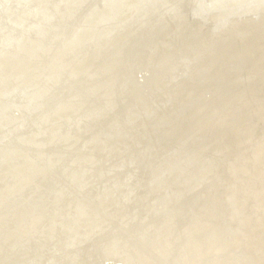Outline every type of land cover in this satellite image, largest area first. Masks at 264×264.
Masks as SVG:
<instances>
[{
  "label": "rangeland",
  "instance_id": "1",
  "mask_svg": "<svg viewBox=\"0 0 264 264\" xmlns=\"http://www.w3.org/2000/svg\"><path fill=\"white\" fill-rule=\"evenodd\" d=\"M97 1L95 2L96 4L99 3L96 8L98 13L92 14L89 12L85 15L84 20H87L90 17L93 18L94 16L96 17L94 27L100 28L92 33L91 36L87 34V38L94 37L100 32L109 33L120 31L114 36H108V39H102V42L107 41V43L102 46L101 49L89 53H86V51H72L67 54L68 57L58 58V47L63 49L62 45L80 44L86 41V39L77 40L76 36H74L73 39L62 43H60L57 39L55 45L52 46L50 50H43L40 47L38 49L31 48V54H27L25 47L22 50H18V45L12 43V45L15 44L16 46V48L11 47L13 49L12 51L17 52L18 55H15V58L11 55H3L0 59L1 61H5L4 69L10 78L8 82L0 79V92L2 90L6 92L5 90L10 87L12 88L13 85V88H15L14 78L18 75V73L23 72L21 71L22 68H26L27 71L25 72L23 80H26V85H29L27 84L28 82H32V84H34L29 85L31 87H28V90L33 89L39 93L42 91L43 93H47V96L40 102V106L43 107L42 114L44 115V118L47 117V124L45 127L38 126L41 123L40 120L42 118L37 117L42 116V114H39L38 110L35 111V113L28 112L29 110L27 109L24 110V103L21 101L22 98L16 97L17 93L14 95H8L9 98H12V100L10 99V102L3 105V107L8 106L9 109L7 112L3 111L6 113L5 117V114L1 115L2 121L4 120L6 127L4 128L5 130H0V144L7 135H11L15 132L13 134L15 137L13 140V146H0V197H4L2 200H4L5 203H8L4 212L3 210L0 212V264H152L153 262L154 264H157L156 259L153 257L152 250L145 251L140 248V251H136L139 257L131 259L130 256H127V252H123V254H121L115 248L125 246L129 252L137 250V247L135 246L139 244H136L135 242V238L138 236L137 225L141 224L142 221L147 220L145 221V229H148L147 232H151L153 239L159 240L160 253L163 256H166V253H168L166 249H170L171 253L174 252L176 254L175 256H178L179 252L177 253V251L180 247H183V244L179 245L180 241H182L180 240V237H183V233L188 230V226L194 227L193 225H196L194 227V231L197 233L204 231L211 232L219 225V223L224 226V219L227 221L228 214L225 209V199H222L223 202L221 201L222 205H220V220H218V215L207 216L205 211H203V204L208 200L216 199L215 194L220 196L219 194H221V192H223V195L227 192V196L231 195V193H235L232 196L234 198L235 209L238 211L241 209L240 212H242L245 217H249V221L246 220V224L244 225L247 232L235 231L232 229L233 225H227L229 227L227 230L231 233L233 232L231 235H234L233 237H235V239H222V248H224V246L226 247V253L229 252V250L237 251L238 248H241L244 254L249 255H247L246 260L237 264H264V214L263 216H257L254 213L255 215H253V219L251 221L250 217H252V212L250 211V208L252 205L254 206V202L249 194H245L246 188L249 186V184H247L249 181L259 179V184L264 182V162L251 164V155L247 153L252 147L260 145L261 143L264 144V16L261 17V20H256L252 17V13L253 15H256L255 12L259 15H264V0H258L257 2L246 6L245 3H243L244 1L237 2L236 0V3L232 4L230 0H209V3H212V6H214L215 3H220L219 1L222 3L227 2L220 12L213 10L208 13L209 19L213 17L210 20L209 25L212 28L215 27L211 30L212 35H217L218 32H220L219 35L223 36V32H227V30L230 31V33L225 35L226 37H222L221 39L223 46L220 49L215 50L218 55L211 52L206 53L208 61H205V59H199L195 61V64L194 61L187 58V68L181 69L178 74L176 71L174 74L172 73V76L177 74L175 78H173V81L171 74L167 75L169 73V71H167L168 69H165L159 74L160 76L157 80L150 83L148 82V70L143 67V62L141 61L144 58V63H147V61L152 58L153 52L157 49L159 54L156 57L154 56L153 62L160 63L159 59L161 58V55L165 56L167 52L170 53L171 51L173 52L179 48L184 49L189 45V39L187 38L186 33L189 31L188 26H191V24L195 26L194 20L201 21L200 17L196 18L193 13H191L193 0H170L174 3L175 12H173V15H169L171 13L170 9L167 8V12L165 11L166 13H164L163 6H159L157 8L158 12L156 15L158 16V14H160V16H158L161 19L159 23H162L157 28H155L152 24H156V20H153L150 23L148 22L146 25L147 18L134 17L130 15L131 12L128 10V6L125 3L127 0ZM232 1L234 2L235 0ZM8 2L15 7H23L18 6L19 4H15L16 0ZM85 2H87V0ZM151 3L156 5L157 2L156 0H153ZM88 4L89 3H80L79 7H74L77 8V11H74L73 14L82 16L84 11L82 12L81 10H86L89 6ZM236 6L245 8L235 12L237 14L232 13L231 11L233 8H236ZM139 8L142 9L141 7ZM139 8H133L136 15H145L149 11H141ZM6 9L7 8H4L5 14L9 11L8 10L6 12ZM61 10L66 11L64 12L65 17L67 18L66 20H68V22L71 21L68 19L69 12H67V8ZM2 14H0V17L3 18V23L1 22L0 25V41L5 36V31L12 32L13 34H19V37L22 32L25 33L23 31V26L20 29L16 28L18 30L17 32L13 29L12 31H9L7 26L14 22V18H10L7 15ZM231 14H234L232 17L233 20L230 17L232 16ZM244 14L247 15L245 16ZM103 15L105 16L104 18ZM228 15L230 16L227 19ZM37 17L38 15L36 14L32 15V17L30 16V18L33 19ZM220 18H224V21L221 20L222 23L224 22L223 24L221 23ZM241 18L254 19L256 25L246 29L240 34H236L231 31V25L234 24L235 21L241 20ZM59 19H61V17H57L55 20L50 21V23L44 27L45 32H43L42 36L38 34V30L36 28L31 31L29 36L46 40L44 43L49 44L52 33L54 32V24L57 25L58 23H61L58 22ZM229 19L232 20V23H230L231 21ZM219 23L221 25H219ZM60 25H63V23ZM110 25L112 28H110ZM120 25L121 28H119ZM217 25H219V27H217ZM141 27L146 30L143 31V33L149 34L139 36V31L142 29ZM225 27L228 29L223 31ZM196 28H198V26H196ZM82 29L83 28H78L79 31H82ZM84 33L85 32H83V34ZM255 36L256 39L254 38ZM32 37L30 38L33 41ZM259 37L262 41L258 39ZM30 38L25 40L26 45H30ZM143 42H145V44ZM148 42L150 43V46L148 45ZM93 44L94 43L92 41L88 43L89 46H94ZM143 44L144 46L150 48L141 51V53L144 54V57L140 54V59L142 58L141 61L139 59L135 61L127 59L134 57V55L131 57V53L129 52L132 51L128 52V49H135L136 46H143ZM99 45L101 46V44ZM204 45L205 43L203 38L200 36L199 41L195 44L196 47L200 48V52L198 51L199 54L204 52ZM97 46L98 43H95V47ZM41 47L46 48L47 46ZM237 49L239 50V53L236 52L238 51ZM12 51H6V53H11ZM234 51L237 53V56L235 54L232 57L231 55ZM133 53L136 55L137 51ZM47 54H52V59L54 60H65L66 65L70 66L74 71L73 74H71L70 69H68L69 72L59 73L57 78L58 80L56 79L59 82V85L53 89H50V86H45L42 82L44 77H51L49 67H46L43 72L40 70V66H46L42 61L43 56L48 57ZM186 55L191 56L195 54L188 53ZM230 58H232V60ZM46 59L49 61L48 58ZM220 61L222 63H220ZM237 61H239V63ZM68 62H73V64L70 65ZM232 63H237L239 66L235 67V71H232V73L235 72L236 77H227V79L223 68H228L230 64L232 65ZM197 64L198 66H196ZM147 65L150 67V61ZM238 69L239 71L243 69V71L239 72ZM0 70V73H2L1 75H3L4 70ZM119 73H121V76L123 77L130 73V79L133 83H129V81L119 77ZM181 73H183V75ZM196 74L200 75L197 76ZM37 75H40V77ZM67 81H81L80 83L90 87L91 94L84 93L85 98L73 97V100L69 103L66 100L62 103L57 102L56 105L47 110V103L45 102L47 101V98H49L51 94L52 96L54 94L57 95L61 90L65 91L69 89L71 86L66 85ZM224 81H226V84ZM144 83L145 85L142 86ZM246 84H248V87ZM167 86H169V89H167ZM172 86L175 90L173 88L170 89ZM228 87L230 88V91L234 89L236 94L232 97L217 98V92L225 88L227 90ZM243 87L247 89L245 90ZM135 88H141V97L134 100L132 99V91L135 90ZM10 91L11 89H8V92ZM150 92L153 93L152 96L149 95ZM92 94L97 95L96 100H90V98L93 97L91 96ZM168 94L169 96L167 97ZM18 95L19 94H17V96ZM199 97H202V100H196V102L191 103L190 106H186L191 100ZM220 97H222L221 94ZM256 100L258 102H256ZM144 104L146 105L143 109H141V111L137 112L138 110L134 109V107ZM161 104L163 107H160ZM252 106L253 109L251 108ZM45 107L46 111L44 112ZM238 107H241L240 109L242 111L238 109ZM161 108H163V110ZM119 109H125L124 112H126V114L124 115L132 120L129 121V124L134 126L133 129L136 130L137 128L141 130V128L144 127V130L140 131V133L143 132L141 141L135 142V139L130 137V130L127 132L115 128L117 125L121 124L119 121L115 120L117 118L115 117V114ZM243 111H245L248 116H246ZM185 112H188V114ZM231 112L235 116H233ZM241 112L243 113L241 114ZM155 116H157V118ZM149 119L155 122V128L153 127V129L162 127V130L165 131L167 129L169 134L165 135L166 131L163 133L161 129H157V134L151 135V130L149 128L148 130L147 128L145 129V125L149 123ZM237 119L242 121L236 123V121H238ZM87 120H89V122H86ZM246 120H248V122ZM228 124L234 125V127L229 126ZM0 126L5 125L0 123ZM237 126L241 128H238ZM226 128L229 129L227 130ZM46 132L49 134H46ZM213 132L216 135L213 134ZM195 135L196 138H199L197 139L198 141L195 140L196 142L194 143L192 140H194L195 137L192 136ZM64 136H66L67 139L64 138ZM208 136H211L210 140H208ZM182 137L183 140L179 141ZM220 137H223V140L220 139ZM159 139L160 142L157 145L158 149H151V145ZM177 141L180 143H177ZM189 141H191V143ZM213 142L217 143L213 144ZM134 143H137L136 152L132 149ZM35 144L36 146L39 145L40 148H35ZM191 144L192 149L187 148L190 147ZM229 145L231 148H228L230 147ZM169 146H173L171 149L173 151L170 150V153L174 155L170 161L168 159L166 161L170 165L167 163L166 166L164 162L161 163V170L159 167L158 171L160 175L157 174L154 178V180L158 179L159 186H155V189L149 187V193H147L144 190V184L141 183L140 185L141 180L142 182L145 180V176L143 175L145 170L140 166L141 162L142 160H144L146 164H150V161L157 162L163 158ZM177 146L179 147L177 148ZM195 146L198 147L195 148ZM180 147H183L182 151H180ZM220 147L223 148V150H221ZM203 151L204 153L202 154ZM148 153L150 154L149 159L147 156ZM183 153L184 155L182 156L181 154ZM157 155H159V158H156ZM199 158L202 159L200 160ZM183 160L185 161L183 162ZM202 161L205 164H203ZM196 167L200 168L197 169ZM243 168L246 170L238 171ZM196 172L197 175L195 174ZM192 173L194 175H192ZM191 180L194 181L195 184L194 182H191ZM260 180H262V182H260ZM114 183L120 184V187L111 193L108 188H112ZM27 184H29V188H31L29 191L26 187ZM196 184L199 185L197 186ZM187 186L188 188H186ZM241 187L243 188L241 189ZM259 188L260 187H258V190ZM165 189H167V191ZM34 190L38 191L35 197L38 196L39 193L41 196L45 195L43 201L46 202L48 206L51 205V207H53V205L57 204L55 211L53 212V215H55L53 216L52 214H47L49 210H46L47 212L45 213L32 212L29 213L31 214L30 216L28 214L25 218L20 217L23 219L17 218L19 220L15 219V222L11 221L10 224L6 223L12 213V210L16 209H13V201H15L16 204L19 202L30 201L29 194ZM162 190L167 194V196H165L166 199H163L165 201L168 200L169 203L171 201L173 203H168L166 206L168 208L172 206V209H170L171 207L169 209L174 214H182L190 211L191 217L193 215L191 221L185 220L178 222L177 218L171 217V219L163 221L161 226H158L159 223H156L151 217L152 212L149 213V209L153 203L147 204L144 202L146 201L147 195L152 196L150 200L152 198L159 197V195H163L164 193ZM18 193L21 194L17 196ZM236 193L240 194L242 199H240ZM244 197L249 199L244 201ZM94 205H96V207L93 208ZM174 207H177V210ZM188 208H190V210ZM193 210H195L194 213L191 212ZM21 211L17 210L15 211L16 213H14L20 214ZM44 214L46 216H44ZM147 216H149L150 219ZM116 222L118 223L117 226L120 228H122V225L129 227V229L125 230L127 233H123L121 231L123 228L119 230V228L115 225ZM227 223L231 224L229 221H227ZM134 228L136 231L135 235L137 236L132 234H130L131 236H128V233L133 232L132 230ZM190 231L195 233L193 230ZM108 237H110V239ZM119 245L121 246L119 247ZM105 246L108 248V251L103 254L100 253L99 249H104ZM245 247H247V249H244ZM222 248H220V251L224 250ZM244 251L248 253H245ZM197 255L198 254H195V256ZM223 255L224 254L221 252L220 259L223 258Z\"/></svg>",
  "mask_w": 264,
  "mask_h": 264
},
{
  "label": "bare ground",
  "instance_id": "2",
  "mask_svg": "<svg viewBox=\"0 0 264 264\" xmlns=\"http://www.w3.org/2000/svg\"><path fill=\"white\" fill-rule=\"evenodd\" d=\"M8 1H11V0H5V2H3V3H1L0 2V9L1 8H7L6 9V14H2V13H0V14H2V15H7L8 17H10V18H14V22L13 23H10V25H12V27H14V28H21L22 26H23V28H24V32L25 33H21V35H20V37H19V34H13L12 32H7V31H5L4 33H6V34H4L5 36L3 37V39H1V41H0V59L2 58V56L4 55H11L12 57H14L15 58V55L17 56L18 55V53L17 52H15V51H12L13 49L11 48V47H15L16 48V46H15V44H17L18 45V50H22L24 47L26 48V52H27V54H31V48H33V49H38L39 47L41 48V49H43V50H50V48H52V46H54L55 45V43H56V41H57V39L59 40V42L60 43H62V42H65V41H69L70 39H73L74 38V36H76V39L77 40H85L86 39V41L84 42V43H80V44H70V45H66V46H63L62 44V47H63V49H60V47H58L57 49H59V50H57L58 52V58H65V57H68L67 56V54H69V53H71L72 51H75V52H78V51H86V53H89V52H92V51H97V50H99V49H101V47L102 46H104L106 43H107V41L106 42H102L101 40L102 39H108V36L110 37V36H114V35H116V34H118L120 31H117V32H109V33H106V32H100V33H97L96 34V36H94V37H91V38H87V34H89L90 36L92 35V33H94L96 30H98L100 27H98V28H95L94 27V21H95V18L96 17H94L93 16V18L92 17H90L89 19H87V20H84L85 19V15L86 14H88L89 12L90 13H92V14H97L98 12L96 11V8L98 7V5H99V3H97L96 4V2L95 1H97V0H87V2H85L86 0H16V3L15 4H19L18 6H23L22 8H19V7H15V6H12L11 5V3L10 2H8ZM99 1H102V0H99ZM153 0H127L125 3H126V5L128 6L127 8H128V10L131 12L130 13V15H132V16H134V17H145V18H147V23H146V25L148 24V22L150 23L151 21H153V20H156V24H154V23H152L153 24V26H155V28H157V27H159L160 25H161V23H159L160 21H161V19L158 17V16H160V14H158V16L156 15V13L158 12V10H157V8L158 7H155V5H153L151 2H152ZM211 1V0H210ZM216 1H218V0H216ZM231 2H232V4H234V3H236V0L233 2L232 0H230ZM238 1H244L243 3H245V6L246 5H250V4H252V3H254V2H257L258 0H237V2ZM95 2V3H94ZM98 2V1H97ZM110 2V1H109ZM156 5H158V4H162V6H163V8H168V9H170L171 10V12H175L174 11V3H172L170 0H156ZM193 2V4H192V7H191V11L193 12V15L195 16V17H200L201 18V21H196V20H194L195 21V26L193 25V24H191V26L189 25L188 27H189V31H187L186 33H187V38L189 39V45L186 47V48H184V49H181V48H179V49H177V50H175V51H171L170 53L169 52H167V53H169V54H165V56H163V55H161V58L159 59V62L160 63H156V62H153V58H154V56L156 57V56H158V54H159V52L157 51V49L155 50V52H153V54H152V58H150L148 61H147V63L149 64V61H150V67H149V65H147V63H144V58H143V60H142V58L140 59V54H142V56L144 57V54L143 53H141V51L142 50H147V49H149L150 47H147V46H144V44H145V42H143L144 44H143V46H136V48L135 49H128V52L129 51H132V52H129V53H131V57L134 55V57L133 58H127V59H130V60H137V59H139L141 62H143V67H145L147 70H148V74H149V83L150 82H153V81H155V80H157V78H159V74L162 72V71H164L165 69L167 70V71H169V73L167 74V75H170L171 74V77H172V81H173V78H175V76L179 73V71L181 70V69H186L187 68V64H188V60H186L187 58H190L192 61H194V64H195V61L196 60H203V59H205V61H208L207 60V54L206 53H214V54H216V51L215 50H218V49H220L223 45H222V37H226L225 35H227L228 33H230V31L229 30H227L228 28V24L226 25L227 27H225L224 29H223V31L224 30H227V32L225 31V32H223L222 34H223V36H221V35H219V33L220 32H218V34L217 35H212V32H211V30H213L214 28H212L209 24V22H210V20L213 18H211V19H209L208 18V13L210 12V11H221L222 10V8L224 7V5L227 3V2H225V3H222L221 1H219L220 3H215L214 4V6H212V3H209V0H193L192 1ZM80 3H85V4H87V3H89V6L87 7V9L86 10H81L82 12H83V14H82V16L81 15H79V16H77V15H74L73 13H74V11H77L76 9L77 8H74V7H79L80 6ZM230 3V2H229ZM231 4V3H230ZM262 5H263V3H262ZM262 5H261V7H262ZM10 6V7H9ZM64 6V7H63ZM165 6V7H164ZM231 6V5H230ZM241 6H244V5H241ZM139 7H141L142 9H140ZM226 7V6H225ZM229 7V6H228ZM65 8H67V12H69V20H71V21H69L68 22V20H66L67 18L65 17V15H64V12H66V11H62L61 9H65ZM126 8V9H127ZM133 8H135V9H137V8H139V10H141V11H148V13L147 14H145V15H136L135 13H134V11H133ZM242 8H245V7H237L236 6V8H233V10L231 11L232 13H235V12H237V11H240ZM246 8H248V7H246ZM264 8V7H263ZM262 8V9H263ZM81 12V13H82ZM167 12V11H166ZM216 12V13H217ZM262 12V11H261ZM72 13V14H71ZM160 13V12H159ZM213 13V12H212ZM212 13H210V14H212ZM246 13V12H245ZM256 13V15L257 16H259V14H257V12H255ZM34 14H36V15H38V17L37 18H35V19H33V18H30V16L32 17V15H34ZM235 14H237V13H235ZM248 14V13H247ZM246 14V15H247ZM251 14V13H250ZM253 14V13H252ZM213 15V14H212ZM215 15V14H214ZM232 15V14H231ZM234 15V14H233ZM233 15L232 16H230V15H228L227 16V19L229 18V16L232 18L233 17ZM243 15V14H242ZM241 15V16H242ZM245 15V14H244ZM245 15V16H246ZM107 16V15H106ZM211 16V15H210ZM57 17H61V19H59V21L58 22H61V23H58L57 25H55L54 24V32L52 33V37L50 38L51 39V41H50V43L49 44H45L44 42L46 41V40H43V39H37V38H34V37H32V36H29L30 35V33H31V31L32 30H35V28L38 30V34L40 35V36H42L43 35V32H45V30H44V27L48 24V23H50V21H52V20H55ZM77 17V18H76ZM105 16L103 15V18H104ZM215 17H217V16H215ZM219 17V16H218ZM224 17V16H223ZM235 17V16H234ZM238 17H239V15H238ZM238 17H236V18H238ZM243 17V16H242ZM221 18H222V16H221ZM220 18V21L221 20H223L224 21V18L223 19H221ZM249 18V17H248ZM107 19V18H106ZM254 19H256V18H254ZM254 19L252 20V19H242L241 18V20H237V21H235L234 22V24H232L231 26V31L232 32H235L236 34H240V33H242V32H244L246 29H248V28H250V27H252V26H254V25H256V22L254 21ZM109 20V19H108ZM230 20V19H229ZM232 20H233V18H232ZM232 20H230L231 22L230 23H232ZM257 20V19H256ZM9 21V20H8ZM216 21V20H215ZM228 21V20H227ZM1 22L3 23V18L2 17H0V25H1ZM117 22V21H116ZM197 22V23H196ZM226 22V21H225ZM63 23V25H60V24H62ZM218 23V22H217ZM221 23H222V21H221ZM224 23V22H223ZM222 23V24H223ZM212 24H213V22H212ZM113 25V24H112ZM115 25V24H114ZM124 25V24H123ZM134 25V24H133ZM145 25V26H146ZM214 25V24H213ZM219 25H221L220 23H219ZM219 25H217V27H219ZM86 26V27H85ZM127 26H128V24H127ZM152 26V25H151ZM196 26H198V28H196ZM224 26V25H223ZM114 27V26H113ZM136 27H139V26H136ZM50 28H51V26H50ZM78 28L80 29V28H83L82 29V31H79L78 30ZM110 28H112V26L110 25ZM109 28V29H110ZM119 28H121V25H120V27ZM118 28V29H119ZM131 28H133V27H131ZM142 29L139 31V36L141 35V36H145L146 34L148 35L149 33H143V31H146V30H144L143 29V27H141ZM193 28V29H192ZM229 28H230V26H229ZM108 29V30H109ZM116 29V28H115ZM127 29V28H126ZM129 29V28H128ZM44 30V31H43ZM86 30V31H85ZM106 31V30H105ZM219 31V30H218ZM83 32H85L84 34H83ZM88 32V33H87ZM211 32V33H210ZM214 32V31H213ZM222 32V31H221ZM27 33V34H26ZM42 33V34H41ZM83 34V35H82ZM136 34V33H135ZM203 35V36H202ZM123 36V35H122ZM202 37L203 38V41H204V43H205V48H204V52H202V53H198V51H199V47H196L195 46V44H196V42L197 41H199V37ZM263 36V35H262ZM30 37H32L33 38V41L31 40V38ZM60 37H61V39H60ZM66 37V38H65ZM68 37V38H67ZM147 37V36H146ZM257 37H258V35H257ZM27 38H30L29 39V41L31 42L30 43V45L29 44H25V40H27ZM130 38V37H129ZM255 39H256V36L254 37ZM145 39V38H144ZM148 39V38H147ZM258 39H260L261 40V38L259 37ZM121 40V39H120ZM119 40V41H120ZM43 42V43H41V42ZM93 42L94 44V46H89L88 45V43L89 42ZM138 41V40H137ZM142 41V40H141ZM155 41V40H154ZM160 41V40H159ZM262 41V40H261ZM70 42H73V41H70ZM114 42V41H113ZM150 42V41H149ZM148 42V45L150 44ZM156 42V41H155ZM155 42H153V43H155ZM158 42V41H157ZM12 43H15V44H13L12 45ZM75 43H76V41H75ZM95 43H98V46L97 47H95ZM109 43V42H108ZM142 43V42H141ZM99 44H101V46L99 45ZM133 44H135V43H133ZM160 44V43H159ZM255 44V43H254ZM128 45V44H127ZM138 45V44H137ZM139 45H140V43H139ZM257 45V44H256ZM259 45V44H258ZM41 46H47L46 48L45 47H41ZM150 46V45H149ZM162 46V45H161ZM114 47V46H113ZM164 47V46H163ZM167 47V46H166ZM244 47V46H243ZM236 48H238V47H236ZM235 48V49H236ZM240 48V47H239ZM261 49V48H260ZM230 50H233V49H230ZM238 50V49H237ZM6 51H12L11 53H6ZM137 51V53H136V55H135V53H133V52H136ZM185 52V53H184ZM200 52V51H199ZM236 52H238L239 53V50L238 51H236ZM235 51H234V53L231 55L232 57H233V55H235L236 54V56H237V53H236ZM257 52V51H256ZM190 54V53H193V54H195V55H191V56H188V55H186V54ZM241 53V52H240ZM48 55V54H47ZM216 55H218V54H216ZM240 56V55H239ZM57 57V56H56ZM241 57V56H240ZM239 57V58H240ZM46 58H48L49 59V61L46 59ZM41 59V58H40ZM112 59V58H111ZM231 60H232V58H230ZM235 59V58H234ZM237 59V58H236ZM138 60V61H139ZM230 60V61H231ZM114 61V60H113ZM221 61H223V60H221ZM220 61V63H222ZM229 61V60H228ZM234 61V60H233ZM242 61V60H241ZM46 66H40V70H41V72H43L45 69H46V67H49V70H50V73L52 74H50V76L51 77H44L43 79H42V82L44 83V85L45 86H50V89H53V88H56V86L58 87V85H59V82L57 81L58 79V75H59V73H65V72H69V70L68 69H70L71 70V74H73V70L71 69V67L70 66H67L66 65V61L65 60H63V59H52V54L51 55H48V57H45V56H43V61H42ZM225 62H227V61H225ZM238 63H239V61H237ZM244 62V61H243ZM4 63H5V61H1L0 60V69H3L4 71V74L3 75H1L2 73H0V79L1 80H6L5 82H8L9 80H10V78H9V75L5 72V69H4ZM70 65H72L73 64V62H68ZM136 63V62H135ZM211 63V62H210ZM152 64V65H151ZM191 64V63H190ZM199 64V63H198ZM198 64L196 65V66H198ZM218 64V63H217ZM246 64V63H245ZM141 65V66H142ZM135 66H137V65H135ZM134 66V67H135ZM190 66V65H189ZM212 66H213V64H212ZM211 66V67H212ZM219 66V65H218ZM226 66V65H225ZM228 66V65H227ZM238 65H237V63H232V65L230 64V66L228 67V68H223V71L225 70V76H226V78L227 77H230V78H233V77H236V74H235V72L234 73H232V71L234 70V69H236L235 67H237ZM202 67V66H201ZM239 67V66H238ZM151 68V69H150ZM194 68V67H193ZM196 68V67H195ZM242 68V67H241ZM197 69H199V68H197ZM196 69V70H197ZM246 69H248V68H246ZM189 70V69H188ZM201 70V69H200ZM210 70H212V69H210ZM209 70V71H210ZM1 71V70H0ZM21 71H23V72H20V73H18V75L14 78V81H15V88H13L14 87V85H13V87L11 88H7V90H5L6 92H4L3 90L0 92V123H3L5 126H0V130H5L4 128L6 127V124L4 123V120L2 121V114H5L4 115V117L6 116V113L5 112H3V111H6L7 112V110L9 109V107L8 106H6V107H3V105L5 104V103H8V102H10V99L12 100V98H9V96L8 95H14V94H19L18 96H17V94H16V97H19V98H22L21 99V101H23V103H24V105H23V109L25 110V109H27V110H29L28 112H32V113H35V111H39V114H42L43 113V107L42 106H40V102L42 101V99H44L46 96H47V93H43V91L42 92H38V91H34L33 89H30V90H28L29 88L28 87H31V86H29V85H31L32 84V82L31 83H27V84H29V85H26V80H23V78L25 77V72L27 71V69L26 68H22V70ZM57 71V72H56ZM176 71V75L173 77L172 76V73L174 74V72ZM184 71V70H183ZM207 71V70H206ZM235 71V70H234ZM237 71V70H236ZM238 71H239V69H238ZM241 71H243V69L241 70ZM241 71H239V72H241ZM194 72V71H193ZM141 73V72H140ZM120 75H119V77H121L122 79H124V80H126V81H129V83H133L132 82V80L130 79V73L129 74H126L124 77L123 76H121V73H119ZM145 74V73H144ZM182 75H183V73H181ZM193 74V73H192ZM201 74V73H200ZM200 74H198V75H200ZM223 74V75H224ZM228 74V75H227ZM182 75H180V76H182ZM188 75V74H187ZM197 75V74H196ZM197 75V76H198ZM202 75V74H201ZM37 76H39L40 77V75H37ZM179 76V75H178ZM242 76H243V74H242ZM116 77H117V74H116ZM203 77V76H202ZM224 77V76H223ZM258 77V76H257ZM139 78H140V76H139ZM230 78H229V80H230ZM57 79V80H56ZM185 79V78H184ZM224 79V78H223ZM228 79V78H227ZM244 79V78H243ZM177 80V79H176ZM175 80V81H176ZM192 80V79H191ZM245 80V79H244ZM188 81V80H187ZM196 81V80H195ZM261 81V80H260ZM81 81H75V82H72V81H67L66 83V85H69V86H71L69 89H67V90H61L57 95H53L52 96V94H51V96L49 97V98H47V101H45L47 104H46V107L48 108L47 110H49L52 106H54V105H56V103L57 102H59V103H62L63 101H67L68 103L70 102V101H72L73 100V97H79V98H85V94L84 93H87V94H89L90 92H91V89H90V87L88 86V85H85V84H83V83H80ZM181 82V81H180ZM193 82V81H192ZM226 81H224V83H225ZM234 82V81H233ZM249 82V81H248ZM39 83V82H38ZM194 83V82H193ZM197 83V82H196ZM200 83V82H199ZM223 83V82H222ZM239 83V82H238ZM174 84V83H173ZM187 84V83H186ZM221 84V83H220ZM226 84V83H225ZM240 84H241V82H240ZM264 84V83H263ZM32 85H34V84H32ZM131 85H133V84H131ZM145 85V83L144 84H142V86H144ZM191 85V84H190ZM245 85V84H244ZM247 85V87H248V84H246ZM250 85V84H249ZM176 86V85H175ZM199 86V85H198ZM215 86H217V85H215ZM255 86V85H254ZM179 87V86H178ZM234 87V86H233ZM241 87H242V85H241ZM171 88H173V86L172 87H170V89ZM196 88V87H195ZM198 88V87H197ZM200 88V87H199ZM205 88V87H204ZM222 88V87H221ZM232 88V87H231ZM243 88H245V87H243ZM258 88V87H257ZM8 89H11V91L10 92H8ZM13 89V90H12ZM126 89V88H125ZM140 89L141 88H135V90H133L132 91V94H133V97H132V99H139L140 97H141V94H140ZM146 89V88H145ZM149 89V88H148ZM167 89H169V86H167ZM174 89V88H173ZM173 89H172V91H173ZM177 89V88H176ZM180 89V88H179ZM219 89V88H218ZM238 89V88H237ZM236 89V90H237ZM247 88H245V90H246ZM260 89V88H259ZM175 90V89H174ZM178 90V89H177ZM176 90V91H177ZM182 90V89H181ZM184 90V89H183ZM229 90V91H228ZM242 90H244V89H242ZM241 90V91H242ZM264 90V89H263ZM27 91H29V92H27ZM219 91V90H218ZM54 92H55V90H54ZM165 92V91H164ZM193 92V91H192ZM262 92V91H261ZM6 93H10V94H6ZM173 93V92H172ZM171 93V94H172ZM179 93V92H178ZM197 93H198V91H197ZM91 94V93H90ZM152 92H150V94L149 95H151L152 96ZM167 94V93H166ZM175 94V93H174ZM217 98H227V97H232V96H234L236 93H235V91H234V89H232L231 91H230V88L228 87V89L226 90V88L225 89H223V90H220L219 92H217ZM220 94H221V96L222 97H220ZM238 94V93H237ZM256 94V93H255ZM262 95V94H261ZM49 96V95H48ZM91 96H93V97H91L90 98V100L91 99H97V95L96 94H92ZM124 96V95H123ZM169 96V94L167 95V97ZM177 96V95H176ZM188 96V95H187ZM240 96V95H239ZM260 96V95H259ZM193 97V96H192ZM238 97V96H237ZM242 97V96H241ZM261 97V96H260ZM124 98V97H123ZM179 98V97H178ZM183 98V97H182ZM184 99V98H183ZM255 99V98H254ZM261 99V98H260ZM264 99V98H263ZM173 100V99H172ZM196 100H202V97H199V98H196V99H193V100H191L186 106L188 107V106H190V104L191 103H193V102H196ZM227 100V99H226ZM235 100V99H234ZM166 101V100H165ZM254 101V100H253ZM234 102V101H233ZM256 102H258L257 100H256ZM264 102V101H263ZM50 103V104H49ZM186 103V102H185ZM184 103V104H185ZM39 104V105H38ZM241 104V103H240ZM258 104V103H257ZM260 104V103H259ZM146 104H144V105H139V106H136V107H134V109H137L138 111L137 112H139V111H141V109H143L144 108V106H145ZM165 105V104H164ZM173 105V104H172ZM171 105V106H172ZM162 106V104L160 105V107ZM168 106V105H167ZM198 106H200V105H198ZM220 106V105H219ZM249 106H250V104H249ZM254 106V105H253ZM253 106L251 107L252 109H253ZM30 107H34V108H30ZM46 107H45V110H44V112L46 111ZM159 107V106H158ZM163 107V106H162ZM172 107H174V106H172ZM212 107V106H211ZM245 107H247V106H245ZM257 107V106H256ZM165 108H167V107H165ZM164 108V109H165ZM204 108V107H203ZM241 108V107H240ZM239 107H238V109H240ZM243 108V107H242ZM249 108V107H248ZM4 109V110H3ZM31 109H33V110H31ZM35 109V110H34ZM147 109V108H146ZM162 110H163V108H161ZM250 109V108H249ZM124 110L125 109H119L118 110V112L115 114V117H117L115 120H117V121H119L121 124H119V125H117L115 128H117V129H119V130H123V131H131V135H130V137L131 138H134L135 139V142H139V141H141L142 140V133L143 132H141L140 133V131H143L144 130V127L143 128H141V130L140 129H137L136 128V130L135 129H133L134 128V126L133 125H130L129 124V121H132L130 118H128V117H125V115L124 114H126V112H124ZM154 110V109H153ZM156 110V109H155ZM158 110H159V108H158ZM216 110H218V109H216ZM234 110H236V109H234ZM241 110V109H240ZM239 110V111H240ZM243 110H246V109H243ZM161 111V110H160ZM190 111V110H189ZM211 111V110H210ZM233 111V110H232ZM242 111V110H241ZM249 111V110H248ZM165 112V111H164ZM243 112H245V111H243ZM243 112H241V114L243 113ZM250 112V111H249ZM248 112V113H249ZM166 113V112H165ZM169 113V112H168ZM181 113V112H180ZM185 113H187L188 114V112H185ZM200 113V112H199ZM232 113V112H231ZM235 113H236V111H235ZM239 113V112H238ZM39 114H38V116H39ZM142 114V113H141ZM144 114V113H143ZM146 114V113H145ZM245 114H246V112H245ZM245 114H243V115H245ZM250 114V113H249ZM254 114V113H253ZM157 115V114H156ZM167 115V114H166ZM179 115V114H178ZM186 115V114H185ZM184 115V116H185ZM216 115V114H215ZM232 115L233 116H235L233 113H232ZM242 115V116H243ZM130 116V115H129ZM143 116V115H142ZM173 116V115H172ZM241 116V115H240ZM246 116H248V114H246ZM250 116V115H249ZM123 117V118H122ZM156 118H157V116H155ZM169 117V116H168ZM230 117V116H229ZM245 117V116H244ZM37 118H42L40 121H41V123L38 125L39 127H45V125L47 124V117H45L44 118V115L42 114V116H40V117H37ZM44 118V119H43ZM140 118V117H139ZM255 118V117H254ZM262 118V117H261ZM142 119V118H141ZM176 119V118H175ZM201 119V118H200ZM240 119V118H239ZM242 119H243V117H242ZM164 120V119H163ZM184 120V119H183ZM229 120V119H228ZM234 120V119H233ZM238 120V119H237ZM252 120V119H251ZM39 121V122H40ZM149 121V123H147L146 125H145V129L147 128V130H148V128L151 130V135H155V134H157V129H161L162 130V127H159V128H157V129H153V127H154V125H155V122H153V121H151L150 119L148 120ZM147 121V122H148ZM155 121V120H154ZM180 121H182V120H180ZM204 121H205V119H204ZM221 121V120H220ZM235 121V120H234ZM242 121V120H241ZM240 120H238V121H236V123L237 122H241ZM244 121V120H243ZM247 122H248V120H246ZM245 121V122H246ZM86 122H89V120H87ZM118 122V123H119ZM233 122V121H232ZM27 123V122H26ZM133 123V122H132ZM175 123V122H174ZM177 123V122H176ZM221 123V122H220ZM243 123V122H242ZM253 123H255V122H253ZM97 124V123H96ZM171 124H172V122H171ZM179 124V123H178ZM205 124V123H204ZM229 124H231V123H229ZM228 124V125H229ZM244 124V123H243ZM248 124V123H247ZM263 124V123H262ZM102 125V124H101ZM173 125V124H172ZM172 125H171V127H172ZM177 125V124H176ZM216 125V124H215ZM224 125V124H223ZM250 125V124H249ZM103 126V125H102ZM180 126V125H179ZM229 126H233L234 127V125H229ZM253 126V125H252ZM252 126H251V129H252ZM259 126V125H258ZM264 126V125H263ZM238 127V126H237ZM262 127V126H261ZM101 128V127H100ZM155 128V127H154ZM174 128V127H173ZM219 128V127H218ZM220 128H221V126H220ZM230 128V127H229ZM228 128V129H229ZM238 128H241V127H238ZM250 128V127H249ZM96 129V128H95ZM170 129V128H169ZM224 129V128H223ZM227 129V128H226ZM227 129V130H228ZM231 129H233V128H231ZM244 129V128H243ZM253 129H255V128H253ZM113 130V129H112ZM118 130V131H119ZM134 130V131H133ZM206 130V129H205ZM215 130V129H214ZM245 130V129H244ZM92 131V130H91ZM133 131V132H132ZM163 131V130H162ZM161 131V132H162ZM166 131V132H165ZM165 131H163V133L165 132V135H167V134H169L168 132H167V129L165 130ZM202 131H203V129H202ZM201 131V132H202ZM216 131V130H215ZM220 131V130H219ZM224 131V130H223ZM233 131V130H232ZM240 131V130H239ZM3 132H6V131H3ZM93 132V131H92ZM109 132V131H108ZM136 132H137V134H136ZM175 132H176V130H175ZM237 132H238V130H237ZM257 132V131H256ZM11 133H13V132H11ZM15 133V132H14ZM13 133V134H14ZM139 133V134H138ZM150 133V132H149ZM211 133V132H210ZM219 133V132H218ZM228 133H231V132H228ZM233 133H234V131H233ZM242 133V132H241ZM264 133V132H263ZM13 134H11V135H7L5 138H4V140H3V142H1V144H0V146H3V145H10L9 147H11V146H13V140H14V135ZM46 134H49L48 132H46ZM55 134V133H54ZM95 134V133H94ZM111 134V133H110ZM117 134V133H116ZM146 134V133H145ZM213 134H215L214 132H213ZM220 134H222V133H220ZM220 134H218V135H220ZM121 135V134H120ZM126 135V134H125ZM173 135V134H172ZM184 135V134H183ZM194 135V134H193ZM198 135V134H197ZM216 135V134H215ZM236 135V134H235ZM246 135V134H245ZM250 135H252V134H250ZM258 135V134H257ZM102 136V135H101ZM122 136H124V135H122ZM150 136V135H149ZM222 136V135H221ZM223 136H225V135H223ZM227 136V135H226ZM241 136V135H240ZM242 136H244V135H242ZM94 137V136H93ZM116 137H117V135H116ZM146 137V136H145ZM192 137H195V139L194 140H192V141H194V143L196 142V141H198L197 139L199 138H196V135L195 136H192ZM204 137V136H203ZM209 137V139L208 140H210V137L211 136H208ZM232 137V136H231ZM262 137V136H261ZM64 138H66L67 139V137L66 136H64ZM102 138V137H101ZM128 138V137H127ZM157 138H159V137H157ZM180 138V137H179ZM191 138V137H190ZM189 138V139H190ZM214 138V137H213ZM216 138V137H215ZM223 138V137H222ZM221 137H220V139H222ZM255 138V137H254ZM257 138V137H256ZM260 138V137H259ZM204 139H207V138H204ZM217 139V138H216ZM243 139H244V137H243ZM247 139V138H246ZM264 139V138H263ZM178 140V139H177ZM183 140V137H182V139L181 140H179V141H182ZM196 140V141H195ZM215 140V139H214ZM213 140V141H214ZM223 140V139H222ZM254 140V139H253ZM252 140V141H253ZM218 141V140H217ZM219 141H221V140H219ZM154 142V141H153ZM160 142V139L159 140H156L155 141V143H153V145H151V149H156L157 148V145H158V143ZM190 143H191V141H189ZM210 142V141H209ZM228 142V141H227ZM177 143H180V142H178L177 141ZM176 143V144H177ZM193 143V142H192ZM214 143H217V142H213V144ZM169 144H170V142H169ZM184 144V143H183ZM183 144H181V145H183ZM205 144V143H204ZM230 144V143H229ZM185 145H186V142H185ZM189 145V144H188ZM187 145V146H188ZM198 145V144H197ZM225 145V144H224ZM232 145V144H231ZM240 145V144H239ZM252 145H253V143H252ZM35 146V148H40V146L39 145H37L36 146V144L34 145ZM136 146H137V143H134L133 144V146H132V149H133V151L134 152H136ZM180 146V145H179ZM179 146H177V148L179 147ZM184 146V145H183ZM192 144L190 145V147H187V148H191L192 149ZM219 146V145H218ZM230 146V145H229ZM243 146V145H242ZM131 147V146H130ZM163 147V146H162ZM172 147L173 146H169V148L166 150L167 152L165 153V155L163 156V158H161L160 160H158L157 162H152V161H150V164H146L145 163V161L144 160H142V162H141V167L142 168H144V176H145V180L142 182V180H141V182H140V185H141V183L142 184H144V186H145V188H144V190L147 192V193H149V187H151V188H154L155 189V186H159L158 185V179H156V180H154V178L156 177V175L157 174H159L158 173V171H159V167H160V165H161V163L162 162H164L165 163V165L168 163V162H166L167 161V159L170 161V159L171 158H173V154L172 153H170V150L172 149ZM196 147H198V146H195V148ZM213 147H215V146H213ZM222 147V146H221ZM220 147V148H221ZM181 148V150L180 151H182V149H183V147H180ZM185 148V147H184ZM194 148V147H193ZM211 148V147H210ZM228 148H231V146L230 147H228ZM227 148V149H228ZM158 149V148H157ZM199 149V148H198ZM226 149V148H225ZM224 149V150H225ZM79 150V149H78ZM194 150V149H193ZM206 150V149H205ZM212 150H214V149H212ZM221 150H223V148H221ZM232 150V149H231ZM77 151V150H76ZM171 151H173V150H171ZM175 151V150H174ZM184 151V150H183ZM190 151V150H189ZM196 151V150H195ZM227 151H229V150H227ZM93 152V151H92ZM95 152V151H94ZM134 152H132L133 154H135ZM193 152V151H192ZM199 152H201V151H199ZM206 152V151H205ZM208 152V151H207ZM212 152V151H211ZM77 153V152H76ZM101 153V152H100ZM174 153V152H173ZM176 153V152H175ZM189 153V152H188ZM204 153V151L202 152V154ZM228 153V152H227ZM226 153V154H227ZM248 154H250L251 155V159H250V162H251V164H255V163H261V162H264V144L263 143H261L260 145H257V146H255V147H252L251 149H250V151H248L247 152ZM96 154V153H95ZM128 154H129V152H128ZM179 154V153H178ZM208 154H210V153H208ZM214 154V153H213ZM218 154V153H217ZM217 154H216V156H217ZM222 154V153H221ZM225 154V153H224ZM246 154V153H245ZM176 155V154H175ZM182 156L184 155V153L183 154H181ZM186 155V154H185ZM189 155V154H188ZM239 155V154H238ZM147 156H148V159H149V157H150V154L148 153L147 154ZM213 156V155H212ZM222 156H223V154H222ZM176 157V156H175ZM206 157H207V153H206ZM228 157V156H227ZM226 157V158H227ZM156 158H159V155H157L156 156ZM178 158V157H177ZM229 158V157H228ZM233 158V157H232ZM245 158H246V156H245ZM196 159V158H195ZM200 159V158H199ZM202 159V158H201ZM200 159V160H201ZM203 159H204V157H203ZM211 159H212V157H211ZM215 159V158H214ZM4 160H5V158H4ZM107 160V159H106ZM175 160H177V159H175ZM179 160H180V157H179ZM194 160V159H193ZM216 160V159H215ZM223 160V159H222ZM122 161V160H121ZM185 160H183V162H184ZM188 161V160H187ZM211 161V160H210ZM188 162H190V161H188ZM204 162H206V161H204ZM249 162V163H250ZM163 163V164H164ZM202 163H203V161H202ZM237 163V162H236ZM45 164V163H44ZM109 164V163H108ZM144 164V165H143ZM169 164V163H168ZM174 164V163H173ZM191 164V163H190ZM192 164H194V163H192ZM199 164V163H198ZM203 164H205V163H203ZM207 164V163H206ZM218 164V163H217ZM101 165V164H100ZM146 165V166H145ZM170 165V164H169ZM179 165V164H178ZM196 165V164H195ZM200 165V164H199ZM210 165V164H209ZM241 165V164H240ZM167 166V165H166ZM182 166V165H181ZM174 167V166H173ZM178 167V166H177ZM176 167V168H177ZM190 167H191V165H190ZM201 167H203V166H201ZM189 168V167H188ZM197 168V167H196ZM195 168V169H196ZM200 168V167H199ZM199 168H197V169H199ZM212 168H213V166H212ZM231 168V167H230ZM251 168H252V166H251ZM182 169V168H181ZM160 170H161V167H160ZM201 170V169H200ZM243 170H246L245 168H243V169H240V170H238V171H243ZM191 171V170H190ZM192 171H193V169H192ZM194 171H196V170H194ZM247 171H249V170H247ZM141 172V171H140ZM161 172V171H160ZM165 172V171H164ZM198 172V171H197ZM197 172L195 173L196 175H197ZM64 173V172H63ZM93 173V172H92ZM96 173V172H95ZM169 173V172H168ZM199 173V172H198ZM175 174V173H174ZM173 174V175H174ZM190 174V173H189ZM51 175V174H50ZM160 175V174H159ZM164 175V174H163ZM191 175V174H190ZM192 175H194L193 173H192ZM223 175V174H222ZM55 176V175H54ZM60 176V175H59ZM168 176V175H167ZM106 177V176H105ZM132 177V176H131ZM162 177V176H161ZM166 177V176H165ZM173 177V176H172ZM190 177V176H189ZM203 177V176H202ZM209 177V176H208ZM158 178H159V176H158ZM163 178V177H162ZM199 178V177H198ZM19 179V178H18ZM69 179V178H68ZM191 179V178H190ZM189 179V180H190ZM50 180V179H49ZM103 180V179H102ZM154 180V181H153ZM194 180V179H193ZM67 181V180H66ZM96 181V180H95ZM221 181V180H220ZM166 182V181H165ZM164 182V183H165ZM188 182V181H187ZM191 182H194V181H192L191 180ZM205 182V181H204ZM259 182V179H254V180H251V181H249L247 184H249V186H247V188H246V195L247 194H249V196L252 198V200H253V202H254V206L256 207H254L253 205H252V209L250 208V211L252 212V217H250V219H251V221H252V219H253V215H257V216H263V214H264V182L263 183H258ZM260 182H262V180H260ZM170 183V182H169ZM173 183V182H172ZM175 183V182H174ZM185 183V182H184ZM183 183V184H184ZM189 183V182H188ZM65 184V183H64ZM180 184H181V182H180ZM187 184V183H186ZM194 184H195V182H194ZM48 185V184H47ZM185 185V184H184ZM197 185V184H196ZM199 185V184H198ZM197 185V186H198ZM73 186V185H72ZM163 186V185H162ZM165 186V185H164ZM170 186V185H169ZM175 186V185H174ZM179 186V185H178ZM177 186V187H178ZM190 186V185H189ZM193 186V185H192ZM197 186H194V187H197ZM208 186V185H207ZM255 186V187H254ZM26 187L28 188L27 190L29 191L31 188H29V184H27L26 185ZM54 187V186H53ZM118 187H120V184H118V183H114L113 184V186H112V188L111 187H109L108 188V190L111 192V193H113ZM136 187V186H135ZM209 187V186H208ZM248 187H250V188H248ZM258 187H260L259 188V190H258ZM88 188H90V187H88ZM124 188V187H123ZM162 188V187H161ZM169 188V187H168ZM172 188V187H171ZM186 188H188V186L186 187ZM190 188V187H189ZM229 188H231V187H229ZM243 187H241V189H242ZM44 189V188H43ZM53 189V188H52ZM131 189H133V188H131ZM199 189V188H198ZM235 189V188H234ZM233 189V190H234ZM166 191H167V189H165ZM171 190V189H170ZM173 190V189H172ZM177 190H179V189H177ZM189 190V189H188ZM193 190V189H192ZM226 190V189H225ZM163 191V190H162ZM186 191H187V189H186ZM237 191V190H236ZM21 192H23V191H21ZM38 191L37 190H34L33 192H31L30 194H29V196H30V201H27V202H19L18 204H16L15 203V201H13V205H14V207H13V209L14 208H16L15 210H12V213L10 214V216H9V218H8V221L6 222V223H9L10 224V222L11 221H14L15 219L16 220H19V219H17V218H20V217H23V218H25L26 217V215H28L29 213H32V212H47L46 210H49L48 212H47V214H52L53 215V212L55 211V207L57 206V204H55V205H53V207H51V205H49L50 206V209H49V206L46 204V202H44L43 201V198L45 197V195H42L41 196V194L39 193V195L38 196H36L35 197V195H36V193H37ZM81 192V191H80ZM190 192H191V190H190ZM220 192V191H219ZM106 193V192H105ZM163 195H159V197H155V198H152L151 200H150V198L152 197V196H149V195H147V198H146V201L144 202V203H153V205L150 207V209H149V213H151L152 214V218H153V220L157 223H159L158 224V226H161L162 225V223H163V221H167V220H169V219H171V217H175V218H177V221L178 222H180V221H185V220H188V221H191L192 220V217H193V215H192V217H191V214H190V211L189 212H184V213H182V214H174L170 209H172V206H170L169 208L166 206V204H168L169 203V201L167 200V201H165L163 198H165L166 199V197L165 196H167V194L163 191ZM177 193H179V192H177ZM19 194H21V193H18V195L17 196H19ZM83 194V193H82ZM139 194V193H138ZM176 194V193H175ZM235 193H231V195H229V196H227V192H226V194L224 193V195H223V192H221V194H219L220 196H217L216 194H215V198L216 199H212V200H208V201H206L204 204H203V211H205V214L208 216H212V215H218V220H220V218H221V214H219L220 213V205H222V202H223V200L222 199H225V203H226V207H225V209L227 210V221H229V222H231V224H228L227 223V221L224 219V226L222 225V224H220L219 223V225L213 230V231H204V232H195L194 231V227L196 226V225H193L194 227H190V226H188L187 227V231H185V233H183V237H180L181 239L180 240H182V241H180V244L179 245H181V244H183V247L181 248H179V250L177 251V253L179 252V255L178 256H175L176 254L173 252V253H171V250L170 249H166V251L168 252V253H166V256H163L161 253H160V251H159V249H160V246H159V240H157V239H153V237H152V235H151V232H147V230L148 229H145L146 228V223H145V221H147V220H145V221H142L141 222V224H139V225H137V227H138V230H137V235H135V228L132 230L133 232H130V233H128V236L130 235V234H132V235H135V236H137L136 238H135V242H136V244L137 243H139L140 244V246H137V245H139V244H137V245H135L136 247H137V250H132L131 252H129L128 251V249L127 248H125V246H123V247H120L121 245H119V247L120 248H115L119 253H121V254H123V252H127L126 254H128L127 256H130V258L131 259H136V257H139V255H137L138 253L136 252V251H140V248L141 249H144L145 251H150V250H152L153 252V257H154V259H156V262H157V264H237V263H241V262H243L244 260H246V257H247V255L246 254H244L243 253V250L241 249V248H238L237 249V251H234V250H229V252H227L226 253V247L224 246V248H222V244H223V240L222 239H227V238H231V239H235V237H233L231 234L233 233H231V232H229V230H227V228H229L228 226L229 225H233V227H232V229H234L235 231H239V232H244V231H246L245 230V228H244V225L246 224L245 223V221L246 220H248L249 221V217L248 216H244V214H241V212H240V210L238 211L237 209H235V203H234V198L232 197L233 195H234ZM80 195V194H79ZM156 195V194H155ZM176 195H178V194H176ZM182 195V194H181ZM192 195V194H191ZM236 195H238L239 196V198L240 199H242L241 198V196H240V194H238V193H236ZM83 196V195H82ZM85 196V195H84ZM87 196H88V194H87ZM90 196V195H89ZM116 196V195H115ZM149 196V197H148ZM154 196V195H153ZM172 196V195H171ZM186 196V195H185ZM224 196V197H223ZM245 196V195H244ZM51 197V196H50ZM223 197V198H222ZM4 197H0V212L3 210V212H4V210L6 209V207L8 206V203H5L4 202V200H2ZM103 198V197H102ZM109 198V197H108ZM110 198H111V196H110ZM181 198V197H180ZM66 199V198H65ZM148 199H149V201H148ZM173 199V198H172ZM174 199H175V195H174ZM247 199H249V198H246V197H244V201L245 200H247ZM111 200V199H110ZM67 201V200H66ZM84 201V200H83ZM222 201V202H221ZM91 202V201H90ZM123 202V201H122ZM137 202V201H136ZM180 202V201H179ZM86 203V202H85ZM84 203V204H85ZM95 203V202H94ZM142 203V202H141ZM170 203H172V201L170 202ZM169 203V204H170ZM187 203V202H186ZM173 204V203H172ZM177 204V203H176ZM180 204V203H179ZM59 205H60V203H59ZM234 205V206H233ZM138 206V205H137ZM143 206V205H142ZM169 206V205H168ZM191 206V205H190ZM61 207H63V206H61ZM73 207V206H72ZM92 207V206H91ZM94 207H96V205H94L93 206V208ZM144 207V206H143ZM149 207V206H148ZM233 207H234V210H233ZM253 207H254V209H253ZM18 208V209H17ZM175 208V207H174ZM176 210H177V207L175 208ZM179 209V208H178ZM189 210H190V208H188ZM17 210H19V211H21L20 212V214H15L16 212L15 211H17ZM59 210V209H58ZM195 210H196V208H195ZM195 210H193V211H191L192 213H194L195 212ZM175 211V210H174ZM15 212V213H14ZM262 214H261V213ZM15 215H14V214ZM61 213V212H60ZM255 213V214H254ZM248 214V213H247ZM31 214H29V216H30ZM39 215V214H38ZM55 215V214H54ZM53 215V216H54ZM219 215H220V217H219ZM237 215V216H236ZM44 216H46L45 214H44ZM51 216V215H50ZM138 216H139V214H138ZM57 217V216H56ZM62 217V216H61ZM101 217H102V214H101ZM149 219H150V217L149 216H147ZM23 218H20V219H23ZM29 218V217H28ZM52 218V217H51ZM54 218V217H53ZM191 218V219H190ZM47 219V218H46ZM65 219V218H64ZM70 219V218H69ZM190 219V220H189ZM45 221V220H44ZM43 221V222H44ZM65 221V220H64ZM79 221V220H78ZM15 222V221H14ZM18 222V221H17ZM66 222H67V220H66ZM194 222V221H193ZM225 222H226V224H225ZM13 223V222H12ZM108 223V222H107ZM41 224V223H40ZM184 224V223H183ZM12 225H14V224H12ZM73 225V224H72ZM115 225L117 226L118 225V223L116 222L115 223ZM120 225H122V224H120ZM220 225H222V226H220ZM228 225V226H227ZM8 226V225H7ZM39 226V225H38ZM107 226V225H106ZM124 226H125V228H124ZM183 226H186V225H183ZM1 227H3V226H1ZM9 227V226H8ZM82 227V226H81ZM118 228H119V230L120 229H122L121 231L123 232V233H127V231H125V230H127V229H129V227H127L126 225H122V228H120L119 226H117ZM148 228V227H147ZM81 229V228H80ZM84 229V228H83ZM88 229V228H87ZM118 230V231H119ZM145 230V231H144ZM190 230H193L195 233H193L192 231H190ZM82 231V230H81ZM232 231V230H231ZM176 232V231H175ZM247 232V231H246ZM71 234V233H70ZM113 234V233H112ZM111 234V235H112ZM66 235V234H65ZM131 236V235H130ZM134 236V237H135ZM62 238V237H61ZM105 238V237H104ZM109 239H110V237H108ZM264 238V237H263ZM77 240V239H76ZM98 240V239H97ZM107 240V239H106ZM127 240V239H126ZM132 240V239H131ZM72 241H73V239H72ZM71 242V241H70ZM105 242V241H104ZM125 242V241H124ZM131 242V241H130ZM110 243H112V242H110ZM261 243V242H260ZM259 243V244H260ZM113 244V243H112ZM119 244V243H118ZM121 244V243H120ZM232 244V243H231ZM116 245V244H115ZM50 246V245H49ZM58 246V245H57ZM100 246V245H99ZM114 246V245H113ZM217 248H216V247ZM232 246H234V245H232ZM63 247V246H62ZM80 247V246H79ZM259 247V246H258ZM220 248H222V249H224V250H222V251H220ZM50 249H51V247H50ZM244 249H247V247H245ZM262 249V248H261ZM186 251V252H184V251ZM202 251V252H200V251ZM108 251V248L105 246V248L104 249H99V252L100 253H104V252H107ZM52 252V251H51ZM74 252V251H73ZM222 252V254H224L223 255V258L222 259H220V253ZM245 253H248V252H246V251H244ZM15 254V253H14ZM16 254H17V252H16ZM15 254V255H16ZM133 254V255H132ZM195 254H198L197 256H195ZM256 254V253H255ZM155 255V256H154ZM70 256V255H69ZM86 256V255H85ZM134 256V257H133ZM249 256V255H248ZM262 256H263V254H262ZM20 257V256H19ZM81 257V256H80ZM89 257V256H88ZM92 257V256H91ZM251 258V257H250ZM80 261V260H79ZM250 262H251V260H250ZM51 263V262H50ZM113 263V262H112ZM255 263V262H254ZM27 264V263H26ZM55 264V263H54ZM65 264V263H64ZM152 264H154V262L152 263ZM243 264V263H242ZM248 264V263H247Z\"/></svg>",
  "mask_w": 264,
  "mask_h": 264
},
{
  "label": "water",
  "instance_id": "3",
  "mask_svg": "<svg viewBox=\"0 0 264 264\" xmlns=\"http://www.w3.org/2000/svg\"><path fill=\"white\" fill-rule=\"evenodd\" d=\"M0 2L3 3V2H5V0H0ZM88 5H89V4H88ZM159 6H162V4L155 5V7H159ZM165 11H166V8H164V13H166ZM0 13L5 14L4 7L0 9ZM191 13H193V12L191 11ZM169 15H173V12H171ZM262 16H264V15L261 14V15L257 16V15H253V14H252V17H253V18H256L257 20H261V17H262ZM196 18H198V17H196ZM7 29H8L9 31H10V30L12 31V29H13V30H16V32L18 31L16 28L12 27V25H10V24L7 26ZM241 214H242V212H241ZM139 245H140V244H139Z\"/></svg>",
  "mask_w": 264,
  "mask_h": 264
}]
</instances>
